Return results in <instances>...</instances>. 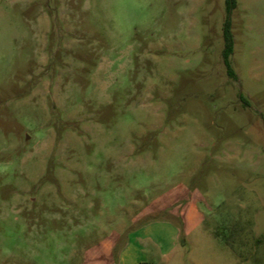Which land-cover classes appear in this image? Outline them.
Here are the masks:
<instances>
[{
    "label": "rangeland",
    "instance_id": "374dc122",
    "mask_svg": "<svg viewBox=\"0 0 264 264\" xmlns=\"http://www.w3.org/2000/svg\"><path fill=\"white\" fill-rule=\"evenodd\" d=\"M142 263L264 264V0H0V264Z\"/></svg>",
    "mask_w": 264,
    "mask_h": 264
},
{
    "label": "trees",
    "instance_id": "16d2710c",
    "mask_svg": "<svg viewBox=\"0 0 264 264\" xmlns=\"http://www.w3.org/2000/svg\"><path fill=\"white\" fill-rule=\"evenodd\" d=\"M225 2L228 8V13L230 14V12L233 10V8L236 5V0H225ZM223 36H224V42H225L224 51H223V59H224L225 66L227 68V73L229 77H231L232 79H236V74L230 64V56L233 53L234 41H233V36L231 33V24H230L229 16L224 25ZM242 101L244 102L246 106L249 105L247 100L242 99ZM142 264H145V263H142Z\"/></svg>",
    "mask_w": 264,
    "mask_h": 264
}]
</instances>
